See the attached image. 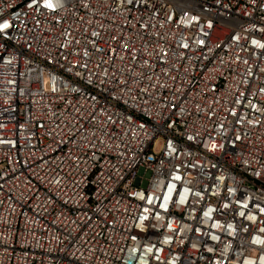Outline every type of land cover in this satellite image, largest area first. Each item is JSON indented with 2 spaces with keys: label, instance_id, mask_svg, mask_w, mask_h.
Returning <instances> with one entry per match:
<instances>
[{
  "label": "built area",
  "instance_id": "built-area-1",
  "mask_svg": "<svg viewBox=\"0 0 264 264\" xmlns=\"http://www.w3.org/2000/svg\"><path fill=\"white\" fill-rule=\"evenodd\" d=\"M0 264H264V0H0Z\"/></svg>",
  "mask_w": 264,
  "mask_h": 264
}]
</instances>
